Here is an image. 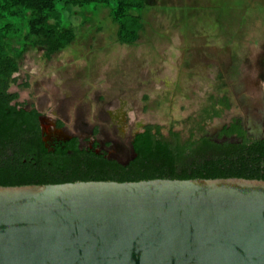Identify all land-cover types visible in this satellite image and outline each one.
<instances>
[{
    "label": "rangeland",
    "instance_id": "1",
    "mask_svg": "<svg viewBox=\"0 0 264 264\" xmlns=\"http://www.w3.org/2000/svg\"><path fill=\"white\" fill-rule=\"evenodd\" d=\"M145 1L132 45L118 41L106 8L56 15L75 40L50 58L43 48L27 49L10 87L16 102L36 108L44 124L62 122L60 132L83 146L97 142L121 165L134 158L131 142L144 127H161L165 138L172 129L184 143L189 118L223 97L229 109L194 131L193 147L201 138L240 143L220 136L234 119L248 141L263 139L264 0Z\"/></svg>",
    "mask_w": 264,
    "mask_h": 264
},
{
    "label": "water",
    "instance_id": "2",
    "mask_svg": "<svg viewBox=\"0 0 264 264\" xmlns=\"http://www.w3.org/2000/svg\"><path fill=\"white\" fill-rule=\"evenodd\" d=\"M0 264H264V181L0 186Z\"/></svg>",
    "mask_w": 264,
    "mask_h": 264
},
{
    "label": "trees",
    "instance_id": "3",
    "mask_svg": "<svg viewBox=\"0 0 264 264\" xmlns=\"http://www.w3.org/2000/svg\"><path fill=\"white\" fill-rule=\"evenodd\" d=\"M109 11L121 44H134L143 28L145 0H0V186L56 185L74 182H139L153 179L195 180L242 178L264 181V138L248 141L241 121L234 119L220 136L238 144H215L191 139L203 124L229 109L225 97L205 106L189 118L190 140L159 126H146L132 142L134 158L121 165L94 150H80L77 139L53 151L46 148L34 107L18 104L10 92L16 82L19 61L29 47L43 48L44 56L65 50L75 40L68 21L55 16L69 8Z\"/></svg>",
    "mask_w": 264,
    "mask_h": 264
},
{
    "label": "flooded vegetation",
    "instance_id": "4",
    "mask_svg": "<svg viewBox=\"0 0 264 264\" xmlns=\"http://www.w3.org/2000/svg\"><path fill=\"white\" fill-rule=\"evenodd\" d=\"M43 117L41 116L39 118V124H40V129H41V134H42V137H43V140L45 137H48L51 142H47L45 141L46 143V148L49 150V151H53V149L55 148L56 146V142L57 144L58 143H61V144H65L67 142H70L71 140L73 139H77L78 141V148L80 150H94V152L96 154H102L104 155L105 157L108 158V155L103 153V152H98L97 151V148H98V143L97 142H92L89 146H83V142L81 141V138L77 137V136H73V135H70V136H65L62 134V131L63 130V123L58 121V122H54V124H52L51 126L49 124H47V133L44 131V128L42 127V122H43ZM52 129V131L50 130V128ZM51 132H52V135H51ZM135 136V135H134ZM133 136V138H134Z\"/></svg>",
    "mask_w": 264,
    "mask_h": 264
},
{
    "label": "bare ground",
    "instance_id": "5",
    "mask_svg": "<svg viewBox=\"0 0 264 264\" xmlns=\"http://www.w3.org/2000/svg\"><path fill=\"white\" fill-rule=\"evenodd\" d=\"M44 122V121H43ZM47 124L45 123V126H44V131H46L47 132Z\"/></svg>",
    "mask_w": 264,
    "mask_h": 264
}]
</instances>
